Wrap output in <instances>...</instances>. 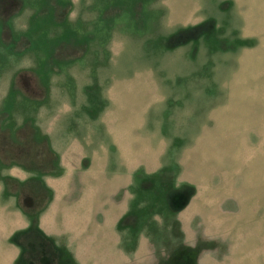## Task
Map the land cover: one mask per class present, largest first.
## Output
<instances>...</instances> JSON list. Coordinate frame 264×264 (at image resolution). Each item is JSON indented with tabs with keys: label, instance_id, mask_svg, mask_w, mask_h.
Masks as SVG:
<instances>
[{
	"label": "rangeland",
	"instance_id": "rangeland-1",
	"mask_svg": "<svg viewBox=\"0 0 264 264\" xmlns=\"http://www.w3.org/2000/svg\"><path fill=\"white\" fill-rule=\"evenodd\" d=\"M10 202L31 264H264V0H0Z\"/></svg>",
	"mask_w": 264,
	"mask_h": 264
},
{
	"label": "crops",
	"instance_id": "crops-1",
	"mask_svg": "<svg viewBox=\"0 0 264 264\" xmlns=\"http://www.w3.org/2000/svg\"><path fill=\"white\" fill-rule=\"evenodd\" d=\"M25 201H27V199H25ZM7 202L8 201H6L5 203H7ZM2 207L3 208L0 211V224L4 225V221L2 223V220H3L2 217L3 216L7 217V222H8L7 228H8V231L10 229V232H11L10 236L8 237V240H10V238L13 235L12 234L13 229H24V228L29 227L31 224V218L28 217L26 213H24V212L21 213L17 209H15L13 207V204H11V202L8 204H5ZM32 208H35V207H31V209ZM20 214H21V216H20ZM1 239L2 238H0V264H14L18 250H17L15 256L12 254V251H13V249H16L17 247H21L20 244L16 241L15 242L13 241L15 244H13V245L11 244L12 247L6 249L3 242H2L3 240H1Z\"/></svg>",
	"mask_w": 264,
	"mask_h": 264
},
{
	"label": "trees",
	"instance_id": "trees-1",
	"mask_svg": "<svg viewBox=\"0 0 264 264\" xmlns=\"http://www.w3.org/2000/svg\"><path fill=\"white\" fill-rule=\"evenodd\" d=\"M33 234V237L30 241L21 243V246L24 248V253L22 254L20 261L23 264H31L37 259L41 260L44 256H46L48 259L53 257V252L46 243L43 233L38 231V233L34 232Z\"/></svg>",
	"mask_w": 264,
	"mask_h": 264
}]
</instances>
